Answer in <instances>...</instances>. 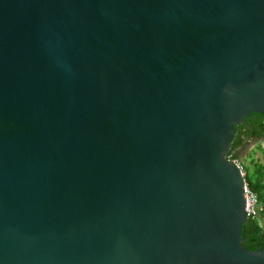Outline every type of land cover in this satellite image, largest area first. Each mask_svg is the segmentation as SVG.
<instances>
[{"label":"water","instance_id":"water-1","mask_svg":"<svg viewBox=\"0 0 264 264\" xmlns=\"http://www.w3.org/2000/svg\"><path fill=\"white\" fill-rule=\"evenodd\" d=\"M252 112L264 0H0V264H264Z\"/></svg>","mask_w":264,"mask_h":264},{"label":"trees","instance_id":"trees-1","mask_svg":"<svg viewBox=\"0 0 264 264\" xmlns=\"http://www.w3.org/2000/svg\"><path fill=\"white\" fill-rule=\"evenodd\" d=\"M262 137H264V113L252 112L237 126L228 155L232 159H238L240 149L250 139ZM258 144L259 147L262 146V143ZM251 163H253L254 180L248 179L247 183L261 202V214L264 217V161L251 159ZM241 235L244 238L243 246L246 249L264 248V226L259 223L258 219L248 218L247 222L243 224Z\"/></svg>","mask_w":264,"mask_h":264},{"label":"rangeland","instance_id":"rangeland-1","mask_svg":"<svg viewBox=\"0 0 264 264\" xmlns=\"http://www.w3.org/2000/svg\"><path fill=\"white\" fill-rule=\"evenodd\" d=\"M259 142L262 143L261 147H259ZM262 152L264 154V137L260 139L252 138L245 144L242 149H240L238 160L241 161L244 166L247 181L248 179L254 180V169L252 165L253 163H251V159L258 158L260 161H264V156H261Z\"/></svg>","mask_w":264,"mask_h":264},{"label":"built area","instance_id":"built-area-1","mask_svg":"<svg viewBox=\"0 0 264 264\" xmlns=\"http://www.w3.org/2000/svg\"><path fill=\"white\" fill-rule=\"evenodd\" d=\"M228 158L232 159L230 158L229 155H228ZM232 160L236 163V165L240 169L241 175L244 178L243 194H244V199H245V213L248 218L259 220V215L261 213L262 204L259 202V198L257 194L250 188V186L247 183L246 172H245L244 166L241 163V161H239L238 159H232ZM259 223L261 224L260 221Z\"/></svg>","mask_w":264,"mask_h":264},{"label":"crops","instance_id":"crops-1","mask_svg":"<svg viewBox=\"0 0 264 264\" xmlns=\"http://www.w3.org/2000/svg\"><path fill=\"white\" fill-rule=\"evenodd\" d=\"M263 153V152H262ZM261 153V156L263 157L264 156V154H262ZM256 157H258V156H256ZM256 159H258V158H256ZM262 162V161H261ZM259 221L261 222V224H262V226H264V217L262 216V214L260 213V215H259Z\"/></svg>","mask_w":264,"mask_h":264}]
</instances>
